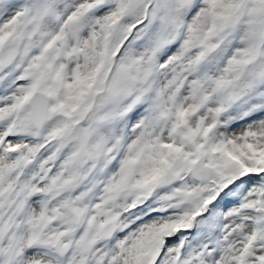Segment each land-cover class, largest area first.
Returning <instances> with one entry per match:
<instances>
[{
  "label": "snow or ice",
  "instance_id": "obj_1",
  "mask_svg": "<svg viewBox=\"0 0 264 264\" xmlns=\"http://www.w3.org/2000/svg\"><path fill=\"white\" fill-rule=\"evenodd\" d=\"M0 264H264V0H0Z\"/></svg>",
  "mask_w": 264,
  "mask_h": 264
}]
</instances>
